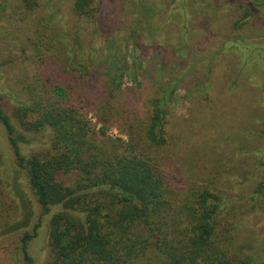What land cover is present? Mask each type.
I'll list each match as a JSON object with an SVG mask.
<instances>
[{"label": "rangeland", "instance_id": "374dc122", "mask_svg": "<svg viewBox=\"0 0 264 264\" xmlns=\"http://www.w3.org/2000/svg\"><path fill=\"white\" fill-rule=\"evenodd\" d=\"M32 1V10L28 12L26 7L18 6V0H0V38L11 46L10 52L7 48L0 52V95L6 108L11 110L29 100V94L24 92L27 83L42 85L43 81L47 82L46 90L56 83L64 87L75 85L78 91L91 86L95 101L100 102L122 57L128 55L130 66L137 57L136 67L131 66L137 74L133 76L131 69L125 73L121 95L124 105H117L112 114L105 142L117 140L118 148L126 152V143L131 141L133 148L152 156L171 176L177 205L190 199L199 187L214 183L233 197L239 212L241 208L256 206L242 219L238 234L243 241L263 244L259 239H264V200L255 196L254 190L264 176L263 160L259 159L264 147V138L260 136L264 119V64L256 55L260 47L264 48V2L94 0L98 11L94 28L95 25L75 16L74 0ZM184 7L189 13L186 20L182 14ZM248 12L247 20L238 26ZM50 20L51 28L47 25ZM39 28L45 32L40 34ZM65 28H74L81 35L85 50L97 49L90 69L91 81L77 79L76 70H65L57 54L52 56L47 51V58L34 56L39 36H44L41 47L45 49L52 37L61 35ZM222 45L231 50L223 52L208 73L207 64ZM238 45L247 46V55L252 51L255 54L244 70ZM24 53L30 58L26 59ZM6 57L13 61L3 62ZM198 60L201 62L196 65ZM181 71L186 73L185 77ZM241 71L243 76L237 79ZM173 75L181 82L168 104L169 142L161 148L148 147L140 137L148 101L160 95L164 83ZM38 79L42 81L36 82ZM210 83L212 97L208 100L199 91ZM87 115L98 130L102 124L97 115ZM29 137L30 142L23 145L25 153L48 147L49 133ZM248 197L250 203L245 204ZM57 210L54 207L43 214L26 171L15 163L7 133L0 123V264H26L21 237L26 231L33 232L36 225L37 233L29 241L28 250L35 264H46L51 257L50 219Z\"/></svg>", "mask_w": 264, "mask_h": 264}, {"label": "trees", "instance_id": "16d2710c", "mask_svg": "<svg viewBox=\"0 0 264 264\" xmlns=\"http://www.w3.org/2000/svg\"><path fill=\"white\" fill-rule=\"evenodd\" d=\"M93 3L94 0H74L72 10L78 20L95 28L98 11ZM18 6L30 12L33 1L18 0ZM182 14L186 20L189 16L186 7ZM248 14L238 21V26L247 20ZM50 23L51 20L47 25ZM44 32L41 29L39 33ZM96 33L97 30L92 34ZM41 36L34 56L41 59L50 51L62 60L65 70H76L77 79L92 80L90 69L97 49L85 50L81 35L74 28L72 31L65 28L61 35L52 37L45 49L41 47L44 41ZM3 42L0 38V52L3 48L10 52L11 46ZM246 48L240 45L236 48L241 54L242 70L255 55L253 51L247 55ZM229 50L227 45L220 47L207 64L208 73L218 57ZM24 54L26 59L30 58ZM256 55L264 64V48L260 47ZM133 60L131 66L136 67L137 57ZM12 61L6 57L3 62ZM128 64L126 54L117 72L108 79L100 102L95 101L91 86L78 91L75 85L64 87L56 83L46 90L45 81L42 85L27 83L24 92L29 94V100L11 110L0 95V123L7 133L16 165L26 171L43 214L59 208L50 219L51 257L46 264H264V239H259L263 244H254L249 239L241 240L238 234L242 219L256 206L241 208L239 212L233 197L214 183L199 187L192 199L177 205L171 176L152 156L133 148L131 141L126 143V152H121L117 140L105 142L112 114L117 105H124L121 95L125 73L131 69L133 76L137 74ZM242 73L237 79L242 78ZM180 74L186 76L185 72ZM180 82L173 75L164 83L160 95L148 101L140 135L148 147L161 148L169 142L168 104ZM212 87L210 83L199 91L205 95L204 99L212 97ZM90 112L102 124L98 130L88 119ZM261 123L260 136L264 138V119ZM40 133H49L48 147L25 153L23 145L30 142L29 136ZM261 152L259 159L264 164V147ZM254 195L264 200V176ZM255 196L252 198L256 200ZM247 199L245 204L250 203ZM230 202L232 205L228 207ZM37 227L21 237L26 264H35L28 247Z\"/></svg>", "mask_w": 264, "mask_h": 264}]
</instances>
